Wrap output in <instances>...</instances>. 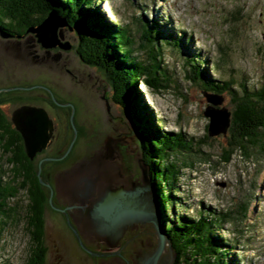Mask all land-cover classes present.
Masks as SVG:
<instances>
[{
	"label": "rangeland",
	"instance_id": "374dc122",
	"mask_svg": "<svg viewBox=\"0 0 264 264\" xmlns=\"http://www.w3.org/2000/svg\"><path fill=\"white\" fill-rule=\"evenodd\" d=\"M97 8L108 23L128 26L135 54L140 58L145 56V48H141L143 41H139L138 20L153 18L167 38L180 40L178 47L161 44L159 72L166 73L160 80L156 78L158 89L143 82L138 83L137 89V111L146 118L147 125L159 133H180L191 145L190 149L167 151L164 163L172 161L179 170L172 182L160 185V192L165 194L163 227L166 229L179 214L192 219L201 210L203 214L222 215L225 220L217 227L215 236L222 250L228 252L226 263L264 264V154L257 157L254 153V157L247 159L235 151L223 162L228 139L223 133L208 135L209 118L203 111L209 105L232 110L233 103L226 93L217 96L205 90L193 77L196 60H190L204 59L200 69L206 78L232 80L236 88L240 83L248 89L261 87L264 0H99ZM34 13H30L31 18L36 17ZM1 32L0 87L7 88H0V99L10 100L4 109L7 119L13 109L23 104L52 112V106L43 101L50 98L51 104L54 101L53 105L63 106L69 116L64 148L72 149L74 161L93 156L106 136H118L125 146L118 160L126 157V166L119 167L129 174L134 168L143 176L147 173V165L141 160L144 150L135 119L115 102L106 74L80 60L73 29L62 27L64 40L72 43L68 50L58 46L45 48L34 33L26 30L19 35L13 30L3 32L5 36ZM210 95L221 99L220 103H209L206 96ZM153 158L157 160L156 155ZM61 159L59 163L64 168ZM50 217L46 214L49 228ZM0 237V264H23L27 236L22 223L6 227ZM44 240L49 248L45 264H50L54 248L51 249L50 240ZM64 249L71 264L96 263L72 237L64 241Z\"/></svg>",
	"mask_w": 264,
	"mask_h": 264
},
{
	"label": "trees",
	"instance_id": "16d2710c",
	"mask_svg": "<svg viewBox=\"0 0 264 264\" xmlns=\"http://www.w3.org/2000/svg\"><path fill=\"white\" fill-rule=\"evenodd\" d=\"M98 1L0 0V31L13 30L19 35L29 26L39 24L50 11L66 18L77 34L75 51L80 60L99 67L106 74L115 102L135 119L144 150L143 162L149 166L154 181L158 182V195L163 203L161 205L165 206V194L160 192V185H166L170 180L172 182L179 170L172 161L164 163L167 151L190 149V140H185L180 133H159L151 129L146 118L137 111V89L139 82L153 90L158 89L155 80H160L166 73L159 72L161 44L178 47L180 40L167 38L156 27L153 18L144 19V22L138 20L139 41H143L141 48H145V56L141 59L135 54L134 39L128 26L105 21L97 8ZM33 12L36 17L31 18L30 13ZM190 60H196L197 63L191 64L194 79L217 96L228 94L233 103V109L229 110L230 124L225 134L228 152L222 158L223 162L228 161L235 151L247 159L254 157V153L261 157L264 154V84L256 89H248L244 83H240L239 88H236L232 80L217 81L204 77L200 69L204 59L196 57ZM154 155L157 156L156 161ZM35 168L24 151L19 132L0 109V236L6 227L22 223L27 236L23 264L46 263L44 194L40 171ZM7 170L10 172L6 173ZM170 188L173 189L171 185ZM177 217L164 228L176 253L174 264H227L228 252L222 250L215 236L217 227L225 220L224 216L203 214L201 210L196 219L186 214Z\"/></svg>",
	"mask_w": 264,
	"mask_h": 264
},
{
	"label": "flooded vegetation",
	"instance_id": "af4514ba",
	"mask_svg": "<svg viewBox=\"0 0 264 264\" xmlns=\"http://www.w3.org/2000/svg\"><path fill=\"white\" fill-rule=\"evenodd\" d=\"M48 95L51 96L50 93ZM43 99L54 109L52 112L45 109L52 121L49 138L44 148L37 151L33 157L27 156L33 164L34 159H37L36 171L40 168V183L44 194V238L50 240L51 249L54 248L52 250L54 256L51 258L50 264H71L64 249V241L71 237L86 256H92L96 259L95 264H137L143 254L151 252L156 245V232L152 223L133 220L122 228L118 237H115L111 233L110 222L99 216L96 211L98 204L109 195L122 194L125 199H130V194L136 193L137 190L141 191L147 185L143 175L136 172L135 168L129 174L119 167V165L126 166V157L122 161L118 160L124 154L125 146L121 143L122 138L108 135L104 139V144L93 156L89 155L82 157L78 162L74 161L72 149L68 150V146L64 148L65 143H67L69 116L64 111L63 106L53 105L54 101L51 104L50 98ZM9 101L8 97L0 99V109L5 116L4 109H6ZM24 105L27 104L21 106ZM16 109L10 112V116L7 115L9 116L8 121L15 130L17 129L12 115ZM65 119H68V122ZM19 134L27 154L24 139L20 132ZM60 159L66 167L61 168ZM141 160L143 162V159ZM77 163L79 164L77 165ZM147 168L146 176L153 188L158 211L164 225L166 221L164 218L165 208L164 205H161L163 203L158 195V185L149 171V166ZM9 172L7 170L6 173ZM7 178L10 179V177ZM144 194L141 191L134 198V202L139 207L142 206L144 197H147ZM61 198L63 201L66 198L68 202H61ZM48 213L52 220L50 228L48 227L49 223L46 222V214ZM79 241L84 246H81ZM48 250L47 245V252Z\"/></svg>",
	"mask_w": 264,
	"mask_h": 264
},
{
	"label": "water",
	"instance_id": "95a60500",
	"mask_svg": "<svg viewBox=\"0 0 264 264\" xmlns=\"http://www.w3.org/2000/svg\"><path fill=\"white\" fill-rule=\"evenodd\" d=\"M66 25L68 26L66 18L61 17L55 11H50L39 24L29 26L26 31L34 33L37 41L45 48L58 46L63 50H68L72 47V43L69 40H64L62 35V27ZM69 29L72 28L69 27ZM1 33L4 36L7 35ZM206 97L211 104H218L221 100L212 95ZM203 114L209 118L208 135L226 134L230 124V111L228 109L224 107L214 108L209 105L203 111ZM12 119L16 129L24 139L27 155L33 157L37 151L45 147L48 141L52 124L51 119L44 108L33 105H24L16 109ZM143 177L147 185L141 191L147 197H144L142 206L139 207L134 202L135 196L141 192L137 190L136 193L130 194V199H125L122 194L109 195L98 204L96 211L99 216L110 222L111 233L115 237H118L122 228L133 220L150 221L155 228L156 245L151 252L144 253L137 264H174L176 253L170 239L163 230L164 225L158 211L156 197L153 188L149 184L146 172H144Z\"/></svg>",
	"mask_w": 264,
	"mask_h": 264
},
{
	"label": "bare ground",
	"instance_id": "6f19581e",
	"mask_svg": "<svg viewBox=\"0 0 264 264\" xmlns=\"http://www.w3.org/2000/svg\"><path fill=\"white\" fill-rule=\"evenodd\" d=\"M61 17H63V16H61ZM64 18H65V17H64ZM68 27H71V26L68 25ZM71 28H72V27H71Z\"/></svg>",
	"mask_w": 264,
	"mask_h": 264
}]
</instances>
